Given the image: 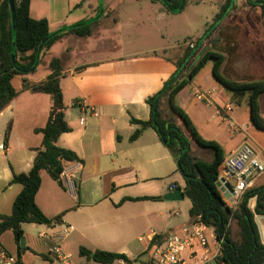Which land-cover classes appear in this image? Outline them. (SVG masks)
Here are the masks:
<instances>
[{"label": "crops", "instance_id": "1", "mask_svg": "<svg viewBox=\"0 0 264 264\" xmlns=\"http://www.w3.org/2000/svg\"><path fill=\"white\" fill-rule=\"evenodd\" d=\"M30 15L35 20L46 19L51 32L100 18L89 36L65 33L52 45L40 69L14 78L22 80V89H16L18 95L0 112V145L4 146L0 149V215L12 212L23 187L10 181L14 173L31 170L34 149L43 142L42 134L35 130L46 125L52 106L50 95L24 90V81L46 80L52 74L53 58L61 60L60 86L65 119L71 127L59 137L58 146L73 151L82 162L66 168L63 187L47 172L41 174L36 203L46 217L56 219L53 224H24V247L20 248L11 231L2 234L0 244L8 253L20 256L22 264H61L52 252L50 236L70 227L62 246L73 255L74 264L93 262L80 256L81 248L125 254L133 262L147 254L150 260L156 247H151V242L156 236L184 234L190 225V218L174 224L170 221L172 217L181 218L174 204L180 201L171 204L164 196L176 189L183 192L185 182L180 186L174 180L179 172L177 163L156 131L146 128L138 138L131 139L139 129L133 120H150L147 100L176 71L180 50L166 47L163 34L164 22L174 12L158 0H31ZM216 83L214 86L209 81L205 84L208 86L197 90L188 85L178 95L177 104L199 134L217 142L227 157L247 139L240 131L243 126L235 125L230 117L234 103L231 94ZM199 94H205L206 99L198 100ZM10 123L11 133L6 138ZM255 134L252 144L264 154V136ZM257 185H264V175ZM141 197L158 199L135 200ZM226 200L232 203L230 206L237 204ZM255 205L253 198L249 202L252 211ZM213 232L208 228V234ZM140 243H144L141 250H137L139 246L133 248ZM210 247H214L213 240ZM191 253L186 250L182 254L186 264L194 262ZM76 255L85 262L79 263Z\"/></svg>", "mask_w": 264, "mask_h": 264}, {"label": "trees", "instance_id": "2", "mask_svg": "<svg viewBox=\"0 0 264 264\" xmlns=\"http://www.w3.org/2000/svg\"><path fill=\"white\" fill-rule=\"evenodd\" d=\"M161 1V0H158ZM172 8L179 10L182 0H167ZM31 0H15V47L12 42L11 8L9 0H4L0 6V112L4 110L18 95L13 85L16 76H24L38 70L44 58L49 54L52 45L65 33H74L80 37L91 34V27L95 21L88 20L82 27L62 29L51 32L46 19L35 20L30 15ZM164 4V3H163ZM251 8L260 7L264 10V0H247ZM168 11L170 8L164 4ZM234 0H226L221 7L216 21H224L230 11L235 10ZM180 11V10H179ZM220 22V23H221ZM214 27L205 36L209 39L217 30ZM193 45V46H192ZM42 47V48H41ZM197 44L191 43L175 61L176 71L165 82L163 88L147 100L150 106L151 118L147 122L133 120L139 126L131 139L135 140L146 128L156 131L160 141L166 146L176 161L178 171L185 182L184 197L190 201V225L198 222L200 217L208 228L214 229L218 238L224 239L222 264H264V244L262 243L256 218L264 217V185H257L247 190L238 203L230 206L224 194L218 188L219 167L225 155L222 147L215 141L205 140L198 132L188 114L178 106V95L191 84L197 74L209 61L213 62L212 74L214 79L231 94L234 103L241 104L244 100L250 107V118L253 126L264 131V116L261 111V97L264 94V79L240 82L228 78L223 73L225 56L213 49L202 53L199 60L191 65L198 55ZM41 48V50H40ZM14 50L15 61L12 59ZM34 68V69H33ZM52 74L44 81L31 83L24 81V90L33 94H48L52 98L49 118L43 128L36 129V133L43 136L42 145L35 148L36 157L32 168L28 172L14 173L10 184L22 185V191L13 203L9 215H0V237L7 231L14 235L20 246L24 237V224L52 225L54 220L45 216L36 203V196L42 184V172L63 187L61 174L74 163L82 162L71 150L58 146L59 137L71 131L65 119V110L62 89L60 86L61 60L53 58L50 62ZM24 70H28L25 72ZM169 108L171 116L166 114ZM176 114L186 126L189 137L181 131L174 120ZM12 129L10 123L6 130V138ZM191 140L198 146L211 153V159L205 160L192 153ZM256 199L252 211L249 207L251 199ZM154 197H141L135 200H157ZM237 231L234 232L233 225ZM165 236H156L151 247L163 243ZM21 248V246H20ZM80 256L100 264H113L118 261L131 264L133 261L125 254L103 250L91 251L80 249ZM42 258H46L42 256ZM16 264H22L20 256ZM151 257L145 264H154Z\"/></svg>", "mask_w": 264, "mask_h": 264}, {"label": "rangeland", "instance_id": "3", "mask_svg": "<svg viewBox=\"0 0 264 264\" xmlns=\"http://www.w3.org/2000/svg\"><path fill=\"white\" fill-rule=\"evenodd\" d=\"M225 2L226 0H184V7L180 11L174 12V15L164 22V44L166 47L179 49V58L191 43L197 44L199 46L198 55L192 60L191 65H194L199 60V56L202 53L213 49L225 56L223 73L228 78L240 82L264 79V10L260 7L251 8L247 4V0H234L235 10L230 11L224 21H216V16L220 13L221 7ZM215 26L218 27L217 30L212 33L209 39H205L208 31H211ZM159 41L162 43L160 37ZM212 69L213 62L209 61L198 74L194 83L189 86V89L197 90L199 87H206L208 85L205 84L209 81L212 85L217 86L215 80L211 81ZM13 83L17 90L20 91L22 89V80L16 78ZM232 107L233 111L230 113V117L235 122V125L240 126V128L243 126L240 131L244 133L245 139L252 143L254 140L253 133L264 136V131L257 130L252 125L250 107L246 100L241 104L232 103ZM261 111L264 116V94L261 97ZM165 112L171 116L169 108L166 107ZM174 120L185 136L189 137L186 126L176 114H174ZM240 138L242 139L241 135ZM191 148L193 155L196 157L205 160L211 159V153L198 146L192 140ZM174 180H177L178 185H183V178L180 172H178ZM170 181L173 182V179H170ZM169 203L172 204L174 202L169 201ZM174 204L177 205L176 211L181 214V218L172 217L170 219L172 224L189 220L188 208L191 206L190 201L184 200ZM146 205H151V203ZM259 221L264 232V220ZM233 230L234 232L237 231L236 224L233 225ZM8 235L11 234L9 233ZM20 246L23 247L22 243ZM133 246V248L139 246L137 250H141L144 243L134 244ZM75 259L79 263L85 262L78 255L75 256ZM148 260V255L143 254L140 255L139 261H135L132 264H143ZM90 264L100 263L91 262ZM113 264L128 263L115 262Z\"/></svg>", "mask_w": 264, "mask_h": 264}, {"label": "built area", "instance_id": "4", "mask_svg": "<svg viewBox=\"0 0 264 264\" xmlns=\"http://www.w3.org/2000/svg\"><path fill=\"white\" fill-rule=\"evenodd\" d=\"M20 1V0H18ZM198 100L206 99L205 94H199ZM227 111H231L227 107ZM234 126V124H232ZM3 150L4 146L0 145ZM264 175V154L259 151L249 140H245L239 149L230 153L224 158L219 167L218 187L220 190L227 184L233 188V194L229 199L238 203L242 195L249 189L255 187L259 178ZM62 181L67 180L66 171L61 174ZM174 189V186L171 190ZM222 192V191H221ZM224 194V192H222ZM178 215V214H177ZM71 231L70 227L56 232L50 236L54 242L53 254L61 264H74L73 255L64 250L62 243ZM184 234L169 232L165 235L163 243L156 246L153 251V258L157 264H186L182 254L191 250L193 264H222L224 239L218 238L216 232L208 234V227L201 222L189 225ZM42 236V235H41ZM44 237V236H42ZM213 240L214 247H210ZM17 256L8 253L0 244V264H16Z\"/></svg>", "mask_w": 264, "mask_h": 264}, {"label": "water", "instance_id": "5", "mask_svg": "<svg viewBox=\"0 0 264 264\" xmlns=\"http://www.w3.org/2000/svg\"><path fill=\"white\" fill-rule=\"evenodd\" d=\"M161 1H162V3L166 4L170 8V10L173 11V12H178L179 10H181L184 7V0H182V4H181L179 10H176V9L172 8L171 4L167 0H161ZM9 3H10V8H11V15H12V18H11V22H12V42H13V48H14L15 47V28H16V26H15V0H9ZM99 18H100V16H98L97 18L93 19L92 21H95V20H97ZM85 24L86 23H81V24L75 25V26L70 27V28L82 27ZM41 48H40V50H41ZM12 59H13V61H15L14 50L12 51ZM24 71L28 72V70H24ZM217 186L220 187L221 184L218 183ZM221 191L224 192V195H225L226 199L230 198V196L233 194V188L229 184H227L226 187L221 188ZM184 198L185 197H184V194H183L181 189H176V190H174V191H172V192H170V193H168L167 195L164 196V199L167 200V201H182ZM257 218L258 219H256V222H257V225H258V228H259L260 237H261L262 243L264 244V232H263V229H262V225H261V223L259 221V220H264V217L263 216H259ZM21 243H22V245L24 247V245H25V238L24 237L22 238Z\"/></svg>", "mask_w": 264, "mask_h": 264}]
</instances>
